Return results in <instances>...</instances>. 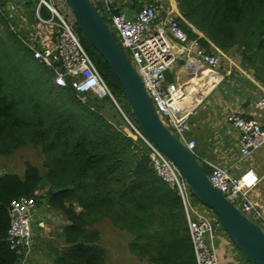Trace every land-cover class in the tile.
Listing matches in <instances>:
<instances>
[{
	"label": "trees",
	"instance_id": "1",
	"mask_svg": "<svg viewBox=\"0 0 264 264\" xmlns=\"http://www.w3.org/2000/svg\"><path fill=\"white\" fill-rule=\"evenodd\" d=\"M177 2L183 19L207 40L181 22L190 39L226 54L238 51L264 85V0ZM95 66L106 84L120 91L125 113L140 130L100 55ZM85 96L82 102L69 78L66 87L55 86L53 73L0 21V158L22 147L40 148L45 171L28 165L22 177L0 173V264L19 263L7 242V208L23 196L36 203L42 198L68 221L62 230L65 246L53 264H104L99 233L90 228L104 218L130 233L131 252L153 264H196L180 199L153 172L148 147L123 118L131 134L101 114L102 102L112 104L108 96Z\"/></svg>",
	"mask_w": 264,
	"mask_h": 264
},
{
	"label": "built area",
	"instance_id": "2",
	"mask_svg": "<svg viewBox=\"0 0 264 264\" xmlns=\"http://www.w3.org/2000/svg\"><path fill=\"white\" fill-rule=\"evenodd\" d=\"M91 1L95 5V0ZM98 1L108 12L110 25L119 39L118 45L128 53L130 62L161 121L202 167L209 168L207 177L211 185L242 214L251 220L255 218L257 221H253L264 230V215L249 198L250 190L258 182L257 176L251 170L234 176L195 152L196 144L188 137L190 112L181 106L182 100L192 90L189 91L186 86L174 82L167 83L164 78L165 70H170L183 60L184 66L192 72H198L197 76L201 73L199 63L205 66L208 71L206 74L220 77L214 84L216 85L223 78V52L211 44L210 48L201 46L197 38L190 39L180 23L170 18L171 13L163 14L164 7L159 0L145 1L132 19L127 18L124 13H114L112 0ZM26 8L32 9V19L29 18ZM43 9L50 14V18L42 16ZM0 21L6 24L35 61L53 73L55 86L66 87L69 78L82 102H85L87 93L108 96L123 112L128 121L126 123L148 147L153 172L180 199L196 264H219L217 241L220 236L229 239L220 220L212 210L195 198L175 165L144 137L125 113L124 105H120L112 95L75 33L77 22L68 1L0 0ZM247 73V76L255 79L253 71ZM202 75L196 79V83H199ZM194 96L195 101L199 102L204 98L202 96L200 99L201 95L197 92ZM255 107L264 108V88L255 102ZM228 121L239 133L238 150L242 158L264 146V129L257 120L233 114ZM35 204L34 199L23 196L13 199L7 208V242L9 249L18 256V264H28L32 254L34 241L30 220Z\"/></svg>",
	"mask_w": 264,
	"mask_h": 264
},
{
	"label": "crops",
	"instance_id": "3",
	"mask_svg": "<svg viewBox=\"0 0 264 264\" xmlns=\"http://www.w3.org/2000/svg\"><path fill=\"white\" fill-rule=\"evenodd\" d=\"M148 1L150 0H146V2ZM159 1L164 7L163 14L171 13L170 18L176 19L180 25L183 22L199 38L206 39L194 26L183 19L177 0ZM144 2L137 0H112L114 7L119 8L130 19L134 18L135 13ZM210 44L213 45L212 43ZM226 60L229 61L227 65H225ZM198 66L201 72L198 76V72H192L188 67L184 66V63H178L170 69L174 76V83L186 86L189 91L192 89V92L181 102L182 108L190 112L188 119L189 138L195 142L196 149L199 151V153H196L204 160L218 164L234 176H239L246 170H251L257 176L258 182L250 190L249 198L264 215V146L252 152L248 157L242 158L238 150L239 133L228 121V118L233 114H240L245 118L257 120L264 129V108L258 109L255 107V102L261 95L264 85L257 79H251V77L247 76V71L253 70L251 68L250 70L247 69L241 58L235 57L234 60H231L223 52L222 80L214 85L218 80L212 78L207 83L202 84V87L208 90L202 93L204 98L200 102L195 101L196 96H194V93L197 92V89H189V86L196 84L195 79L200 77L202 73L203 75L208 73L204 65L198 63ZM199 90L200 88H198ZM189 99L195 101L190 107ZM203 168L209 172V168L205 166ZM75 207L77 211L80 210L78 206ZM48 208L49 206L46 203L35 204L34 212H37L39 229L36 233H33L34 259L31 261L32 264H43L46 258L49 259L48 264H53L54 254L57 251H61L65 246L62 230L68 224V221L66 218H61L59 221L56 218H52L53 210L51 211ZM60 215L63 217L61 213ZM181 219L185 224L184 212H181ZM252 219L256 220L255 218ZM120 230L122 231V229ZM123 231L127 235L124 243L126 244L128 259L122 264H131V262L134 264H153L148 256H140L131 252L130 244L134 241V237L126 230ZM152 231L154 230L152 229ZM46 237L49 239L46 240ZM99 245H101L100 233ZM155 253V250H153L152 255L155 256ZM217 255L219 264H247L231 241L225 237L222 238V236L217 241Z\"/></svg>",
	"mask_w": 264,
	"mask_h": 264
},
{
	"label": "water",
	"instance_id": "4",
	"mask_svg": "<svg viewBox=\"0 0 264 264\" xmlns=\"http://www.w3.org/2000/svg\"><path fill=\"white\" fill-rule=\"evenodd\" d=\"M78 26L119 82L130 111L144 137L167 157L188 183L195 198L220 220L233 246L252 264H264V230L242 214L209 182L198 160L161 121L134 67L116 42L112 31L91 0H67ZM113 12L123 13L115 8ZM180 64L183 60L179 61ZM167 83L174 82L165 70ZM114 104V103H113ZM128 123L125 115L114 104Z\"/></svg>",
	"mask_w": 264,
	"mask_h": 264
},
{
	"label": "rangeland",
	"instance_id": "5",
	"mask_svg": "<svg viewBox=\"0 0 264 264\" xmlns=\"http://www.w3.org/2000/svg\"><path fill=\"white\" fill-rule=\"evenodd\" d=\"M137 1L143 2V1H146V0H137ZM32 6H33V3H32ZM95 7L99 11V13L101 14V16L104 19L105 23L113 31L112 33H113V36H114L116 42L119 43V39L116 36V33L114 32L113 28L110 25L108 12L105 10V8L102 6V4L98 0H95ZM26 9H27V13H28L29 18L32 19V14H33L32 13V9L31 8H26ZM42 16L44 18H46V19L50 18V14L44 9L42 10ZM74 30H75V33H76L80 43L82 44L83 48L85 49L87 54L90 56V58L92 59L93 63L96 65V61H97V58L99 57V55L91 47L90 43L86 39L85 35L81 31V29L78 26V24L76 25ZM121 50L123 51L125 56L130 61V57H129L128 53L126 52V50L123 49L122 47H121ZM226 56H228L231 60H234L235 57H237L238 59H240V58L242 59V57H241V55L239 54L238 51L230 53L229 55L226 54ZM242 62H243V60H242ZM227 64H229V61L226 60L225 61V65H227ZM245 65L247 66L246 63H245ZM247 69L250 70V67L247 66ZM108 87H109L112 95L117 100V102L120 105L123 104V105L126 106V102H125L123 96L121 95L120 91L117 88H115V87H113L111 85L110 86L108 85ZM99 98L101 100V98H103V97L99 96ZM86 99L87 98L85 96L84 100L86 101ZM111 102H112V100H111ZM102 104H103L104 108H102V110H100V112L107 119V121L113 123L114 126H117V127L121 128V129H125V131L128 134H131L130 131L126 128V125H125L124 121L121 119L123 117L120 115L119 111L116 109L114 104L112 103L113 104L112 105L108 101H106L104 103L102 102ZM189 134H188V137H189ZM195 152L199 153V151L196 148H195ZM43 158H44V154L40 150V148H33L31 146L22 147V148L16 150L13 153L12 156H10L8 158H4V157L0 158V173H4L6 171L7 172H16L17 174H19L20 177H22L23 176V172L26 169V167L28 165H34L40 170L41 174H44L45 171H44V169L42 167ZM37 203L38 204H42V203H45V202L42 200V198H39ZM50 210L52 211V209H50ZM52 212H53V215H51L52 218H56V220H58V221L61 218L64 219V217H62L60 215L61 212L56 211V210H55V212H54V210ZM37 224H38V222H37V212L33 211L32 212V217H31V220H30V228H31L33 233L34 232L36 233V231L39 229ZM90 228H96L99 231V233L101 234V245H100V247L102 246L101 248H103V250L105 252V255H104L105 256L104 257V261L105 262H104V264H122L123 262L127 261V259H128L127 255H126V253H127L126 249L127 248H126V244L124 243V240L127 237L125 231H123V230L121 231L119 228L114 226L112 224L111 220H109L107 218L102 219L101 221H99L98 223L94 224ZM34 238H35V236H34ZM48 239L49 238L46 237V240H48ZM33 252H34V250H32V254H31V257L28 260V264H32L31 261H32V259H34ZM241 258L243 259L244 257L241 256ZM244 260L246 261L247 259L244 258ZM48 262H49V259L46 258L45 259V263H43V264H48ZM246 263L250 264L247 261H246ZM131 264H134V263L131 262Z\"/></svg>",
	"mask_w": 264,
	"mask_h": 264
},
{
	"label": "bare ground",
	"instance_id": "6",
	"mask_svg": "<svg viewBox=\"0 0 264 264\" xmlns=\"http://www.w3.org/2000/svg\"><path fill=\"white\" fill-rule=\"evenodd\" d=\"M212 78H215V79H217V80H219L220 79V77H218V76H216V77H214V76H212V75H210V74H204L201 78H200V83H196V84H193V85H191V86H189V89H191V88H195V89H197V93L199 94V95H201L202 96V93H205L208 89L207 88H203L202 86V84H204V83H207L210 79H212ZM196 80V79H195ZM200 84V85H199ZM198 88H200V90L198 91ZM192 90V89H191ZM198 100H199V96H198ZM189 101H190V105H189V107L192 105V104H194V102L195 101H192V99L190 100L189 99ZM184 102V101H183Z\"/></svg>",
	"mask_w": 264,
	"mask_h": 264
}]
</instances>
